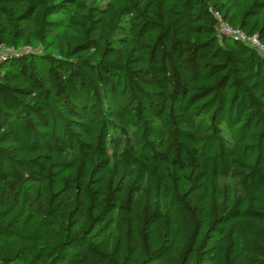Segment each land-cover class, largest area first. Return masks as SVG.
Wrapping results in <instances>:
<instances>
[{
  "label": "trees",
  "instance_id": "1",
  "mask_svg": "<svg viewBox=\"0 0 264 264\" xmlns=\"http://www.w3.org/2000/svg\"><path fill=\"white\" fill-rule=\"evenodd\" d=\"M210 9L264 46V0H0V264H264V54Z\"/></svg>",
  "mask_w": 264,
  "mask_h": 264
},
{
  "label": "built area",
  "instance_id": "2",
  "mask_svg": "<svg viewBox=\"0 0 264 264\" xmlns=\"http://www.w3.org/2000/svg\"><path fill=\"white\" fill-rule=\"evenodd\" d=\"M211 11H212L214 17L216 18V22H217L216 28H217L218 33L226 35V36L234 37V38L239 39L241 41H246L249 44L256 47L260 53L264 54V46L258 42V40L255 36H246L239 29H234V28L230 27L227 23H225L222 20L221 15L219 14L218 11H215V10H211ZM0 58H1V55H0Z\"/></svg>",
  "mask_w": 264,
  "mask_h": 264
},
{
  "label": "rangeland",
  "instance_id": "3",
  "mask_svg": "<svg viewBox=\"0 0 264 264\" xmlns=\"http://www.w3.org/2000/svg\"><path fill=\"white\" fill-rule=\"evenodd\" d=\"M28 50V48H24L22 51H27Z\"/></svg>",
  "mask_w": 264,
  "mask_h": 264
}]
</instances>
